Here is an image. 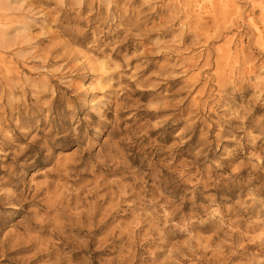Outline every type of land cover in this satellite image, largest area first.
<instances>
[{
	"label": "rangeland",
	"instance_id": "obj_1",
	"mask_svg": "<svg viewBox=\"0 0 264 264\" xmlns=\"http://www.w3.org/2000/svg\"><path fill=\"white\" fill-rule=\"evenodd\" d=\"M193 1L0 0V264H264V0Z\"/></svg>",
	"mask_w": 264,
	"mask_h": 264
},
{
	"label": "bare ground",
	"instance_id": "obj_2",
	"mask_svg": "<svg viewBox=\"0 0 264 264\" xmlns=\"http://www.w3.org/2000/svg\"><path fill=\"white\" fill-rule=\"evenodd\" d=\"M210 2L212 3L214 1H210ZM211 3H208V5H207L206 3L200 2V0H194L192 3V11L195 12V15L198 18H201L204 13L206 14V13L210 12V9H212ZM218 4H219L220 9H223V11H225L227 8H229L231 10V12H236L238 10L237 3L235 0H218ZM261 8H262V20H261V22L264 25V5H262ZM248 17H250V15H248ZM250 24L253 26V28L255 30L257 41L259 42V44L264 49V30L262 29L261 24L252 21V19H250ZM231 48L232 47H229L227 44L226 48H224L223 54H224L225 59H227V60L232 59V61H231L232 63H229V65L233 66L235 63L238 62L237 56H238V54L241 53V51L233 52ZM110 159H112V158H110ZM104 167L105 168H100V171H104L105 173L106 172H113L114 173V172L119 170V168H109V165H104ZM102 175L103 174H101V176ZM96 178H98V176ZM117 183L120 184V181H117ZM125 188H126V186L122 187L124 197L128 196V198H134V199H137L140 197L141 194L138 193L137 191H134V189H135L134 185L130 186L131 192L129 195H127ZM146 196H147V193H145L142 196V199ZM111 201H112V197L109 198L108 203H111ZM121 201L122 200H119L116 205L118 206ZM99 202H101V201L99 200ZM148 202L150 205H153V203L151 202L150 199H148ZM92 205H93V202L89 199L88 200L84 199L81 203L78 202L77 205L73 209V210L76 209V211H74L69 216V218L73 222L85 223L86 226L94 227L96 224V222L94 221V217L98 215V209L96 206L93 207ZM105 210L107 211L108 209H105ZM111 212H113V210ZM111 212H109L107 214V219H106L107 221L111 218ZM55 215H57V213H55ZM97 222L100 223L101 221L99 220ZM106 224H107V222L104 221L101 223V226L106 227ZM138 224L139 223L137 222L136 225H138ZM32 227H38L39 232L43 233V232H45L46 223H44L43 220H41L40 225L36 224V223H32ZM124 227L125 226H123V225L122 226H120V225L115 226V228L119 229L118 231L120 234L123 232ZM99 229H100V227H96V228L92 229V233H97V231ZM111 232H113V231H111ZM133 233H135V231H133ZM124 236H126V233H124ZM92 239H93V237L90 236V239L86 240V243H89V244L92 243ZM30 240L33 242L30 244V246L28 248L24 247V249L35 248V249H33L34 250L33 254L36 255L37 252L42 249L41 246L44 244V239H42V237H40V236H36V237H30ZM131 256L136 257V253H133V251H132L129 255V259ZM156 258H157V255H154V256H152L151 259H152V261H154ZM169 258L170 257H168V259ZM125 259H126V256H122L120 259L113 262V264H121L125 261ZM56 260H59V257H57ZM167 263H168V260L167 261L164 260L160 264H167Z\"/></svg>",
	"mask_w": 264,
	"mask_h": 264
}]
</instances>
